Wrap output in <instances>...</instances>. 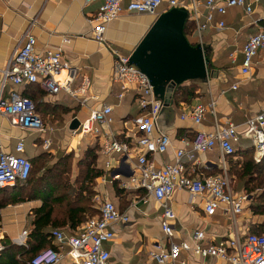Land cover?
Listing matches in <instances>:
<instances>
[{
  "label": "crops",
  "instance_id": "obj_1",
  "mask_svg": "<svg viewBox=\"0 0 264 264\" xmlns=\"http://www.w3.org/2000/svg\"><path fill=\"white\" fill-rule=\"evenodd\" d=\"M128 1L123 0L122 11L117 19L107 25L105 36L111 45L130 55L156 17L127 11ZM178 1L189 10V23L192 27L190 36L202 44L209 59L207 67L210 71L207 82L202 83L200 93L194 97L188 96L187 99L175 102L172 98L174 85L171 83L164 86L163 95L154 94L163 103L157 126L166 132L172 141V146L166 152L153 156L156 166L173 161L174 150L181 146V139L190 141L197 130H212L216 119L241 125L247 117L264 107V50L258 51L248 73L241 72V49L244 43L250 35L264 27V0H258L250 14H246L240 7H230L224 14L215 12L212 23L199 35L193 17V0ZM194 1L200 3L197 8L198 21L204 22L207 13L204 6L206 0ZM100 3L101 1L84 4L82 0H0V70L22 41L24 33L29 32L36 38L37 51L47 48L61 49L62 59L75 71L72 89L77 90L85 79L88 81L85 93L77 91L75 97L64 91L49 94L40 84H35L37 90L32 98L48 114L53 113L49 115L55 119L53 123L49 122L50 124L44 120L46 126L53 128V131L45 133L52 141L49 150L42 148V137L39 133L14 127L7 119L1 117L0 147L13 152L15 143L23 139L24 155L31 160L43 151L50 156L58 154L56 158L71 156L73 159L70 162V177L71 181H74L78 171L84 168L80 161L84 162L82 158L86 150L98 146L101 156L99 162L104 173L94 180L95 193L92 200L100 203L105 198L109 199L117 209L128 216L127 221L113 226L114 237L104 243V248L110 253L108 264H158L150 257L149 252L155 244L161 245L166 241L160 227L161 209L143 188L122 186L133 174L137 154L141 153L136 146V139L141 131L135 126L133 119L142 109L131 93L122 99L114 96L118 91V83L112 75L111 53L91 38L93 27L90 20ZM166 9L167 3L163 4L159 11ZM220 21L223 22L222 27L217 26ZM66 75V70H62L58 79L63 81ZM234 84L235 89L232 88ZM13 88L21 93L25 91L23 85ZM211 100L215 102V114L206 112L201 123L194 124L190 119L182 118V114L194 105L207 104ZM102 104H109L113 108V121L109 129L104 128L99 135H91L93 139L88 143L80 142L79 134H71L74 129L70 128L71 122L74 118L83 120L92 109ZM48 120L50 121L49 118ZM109 133L117 141L127 143L128 153H103L102 143ZM28 141L36 148L33 154H28ZM234 147L236 153L224 157L225 170L221 166V155L217 147L198 154L195 163L185 160V164L187 170L192 169V175L197 178L209 174L226 176L233 193L247 196L242 212L231 217L218 208L213 215L206 216L202 196L193 197L186 190L177 189L170 201L175 213L174 241L191 243L195 230L204 231L205 242L213 244L227 243L233 236L243 237L249 232L264 233V213L258 210L257 200L246 191V176L242 175L240 165L236 164L245 161L250 155L251 141L242 137L234 143ZM75 156H80L77 161ZM34 161H38V158ZM114 174H118V177L113 178ZM30 183L33 182L25 181L0 189V264H24L26 255L23 252L26 251L24 248L28 247L27 237L32 229L31 210L42 204V197L47 200H53L55 197H48L46 191L41 198L37 197L38 194L17 196L16 190L31 188ZM23 184L25 185L22 186ZM84 223L85 221L74 228L67 223L59 226L57 230L65 234H75ZM24 230L27 232L26 237L19 243L18 239ZM54 240L57 242L56 250L65 254L68 245ZM180 260H184L186 264H230L217 257H202L190 251H182ZM57 264L75 263L66 256Z\"/></svg>",
  "mask_w": 264,
  "mask_h": 264
},
{
  "label": "built area",
  "instance_id": "obj_2",
  "mask_svg": "<svg viewBox=\"0 0 264 264\" xmlns=\"http://www.w3.org/2000/svg\"><path fill=\"white\" fill-rule=\"evenodd\" d=\"M82 1L84 4L101 1L90 20L93 27L91 38L111 53L112 75L118 83V91L114 96L122 99L127 94L136 92V101L139 108L143 110L133 119L135 126L141 131L136 139V146L141 153L137 154L133 174L122 183V186L143 188L161 209L160 227L166 236V241L161 245L155 244L153 250L149 252L150 257L158 264H186L184 260H180V255L182 251H190L202 257H217L230 264H264V233L249 232L243 237L233 236L227 243L213 244L205 242L204 231L195 230L191 243L174 241L175 213L170 204L173 193L177 189H184L193 197H203V211L206 216L213 215L218 208L231 217L242 212L247 199L246 194L233 193L226 176L194 177L192 169L187 170L185 160L195 163L198 154L217 147L221 155V166L225 170L224 157L233 154L234 143L246 137L251 141L253 159L260 162L264 158V107L247 117L241 125L229 120L221 122L216 119L212 130H197L190 141L181 139V146L174 150L173 161L156 166L153 156L166 152L172 146L170 136L157 126L158 114L163 103L154 95L149 78L130 62V55L111 45L105 36L107 25L117 19L121 13L123 0ZM257 2L258 0H206L205 21L200 22L197 13L200 3L193 0V17L198 35L212 23L215 12L224 14L230 7H240L246 14H250ZM164 3H167V8L184 6L178 0H129L126 10L157 17ZM217 26L222 27L223 22H218ZM262 49L264 50V27H260L258 31L250 35L241 49L243 74L248 73L255 56ZM62 70H66L67 75L63 81H59L56 77ZM74 77L75 71L62 59L61 49L47 48L44 51H37L35 36L25 32L22 41L0 70V117L7 119L14 127L39 133L42 137V148L49 150L52 141L45 133L53 131V128L46 126L36 111L32 99L13 87L39 81L41 87L49 94L64 91L75 97L77 91L81 94L85 93L88 81L85 79L80 87L74 90L71 88ZM235 87L236 84L232 85L233 89ZM112 109L109 104H102L92 109L87 117L79 121L77 127L71 130V134L99 135L104 128L109 129L113 121ZM214 109V100L207 104L198 103L188 112L183 113L182 118L199 124L206 112L215 114ZM128 150L127 143L117 141L110 133L102 143V151L105 154L112 151L126 154ZM24 151L23 139L15 143L13 152L0 147V189L14 186L17 182L28 178L31 163L24 155ZM116 177L118 174L113 175V178ZM127 220V214L117 209L111 200L105 198L99 203V215L89 218L75 234L52 230L54 239L68 245L65 254L46 248L34 255L30 264H57L66 256L75 264H108L110 253L104 248V243L114 237L113 226ZM26 234L25 230L21 233L19 243L24 241ZM1 248L2 245L0 250Z\"/></svg>",
  "mask_w": 264,
  "mask_h": 264
},
{
  "label": "trees",
  "instance_id": "obj_3",
  "mask_svg": "<svg viewBox=\"0 0 264 264\" xmlns=\"http://www.w3.org/2000/svg\"><path fill=\"white\" fill-rule=\"evenodd\" d=\"M159 12L161 13V11ZM189 21L190 15L188 10V19L184 24L183 31L188 42L191 45H196L198 42L194 41L190 36L192 27ZM202 83L203 82L201 80H194L173 84L174 89L172 98L175 102H178L181 99H187L188 96L194 97L196 94L200 93ZM35 84H40V82L37 81L23 85L25 87V91H23L22 94L32 99L35 104L36 111L44 121L43 112H39L41 109L38 108V104L32 98V96H35L37 90V88H35ZM131 95L134 100H136V92H132ZM142 112L143 110H139L138 115ZM236 151L233 154H230V156L234 155ZM49 156V153L43 151L42 153H39L37 157L33 158V160L28 158L31 163V169L29 176L25 181L28 183L33 182L32 184L30 183V189L40 185V194H38L37 197L41 198V196H44V191L49 194L48 197H54V195L55 197L53 200H47L42 197V204L31 210L32 229L27 237L28 247L24 248L26 251L23 252L26 255L24 264H30L31 258L43 249L52 248L56 250L57 242L55 243V240L52 237V230L67 223L71 228H74L79 223L84 221L86 222L89 218L99 215V203L92 200L95 193L94 180L104 173V169L99 162L101 156L98 152V146L86 150L82 158L84 162L80 161L84 165V168L83 170L81 168L78 171L76 180L74 181H71L70 177L71 167L69 160L71 159L68 156L53 160L49 165H47L44 175L33 176L32 169L35 163L34 159L38 158L39 160L41 158H49ZM236 164L240 165L239 169L242 175L246 176V191L251 193L252 197L257 200L256 202L258 205L256 204V206L258 207V210L264 213V158L260 162L256 163L253 159V150L251 148L248 158L245 161L236 162ZM210 175L212 174H209L208 176ZM53 176L58 180L54 185H51L50 180ZM25 181L17 182L14 186L22 184ZM43 183L46 185L43 186ZM24 185L25 184L22 186ZM248 186H250V189L247 190ZM33 190L30 195L36 194Z\"/></svg>",
  "mask_w": 264,
  "mask_h": 264
},
{
  "label": "water",
  "instance_id": "obj_4",
  "mask_svg": "<svg viewBox=\"0 0 264 264\" xmlns=\"http://www.w3.org/2000/svg\"><path fill=\"white\" fill-rule=\"evenodd\" d=\"M187 19L184 6L161 12L130 53V62L149 78L155 95H163L167 83L208 80L209 59L202 44L191 45L184 35ZM78 123L74 118L70 128Z\"/></svg>",
  "mask_w": 264,
  "mask_h": 264
},
{
  "label": "rangeland",
  "instance_id": "obj_5",
  "mask_svg": "<svg viewBox=\"0 0 264 264\" xmlns=\"http://www.w3.org/2000/svg\"><path fill=\"white\" fill-rule=\"evenodd\" d=\"M231 57V56H230ZM221 60H223V62H225L226 60L225 59H221ZM210 65V64H209ZM207 69H208V73H209V71H210V69H209V67H207ZM57 80H59L58 79V75H57ZM60 81V80H59ZM204 104V103H203ZM42 106V105H41ZM39 109H41V110H39V112L41 111V112H43V114H44V119H45V123H53L54 122V118L52 119L51 118V115L53 114V113H49V114H51V115H49L48 113H47V111L46 110H44L43 108H40V107H38ZM49 112V111H48ZM46 115H49V119H50V121L48 120V118L46 117ZM79 116V118H82V116L81 115H78ZM49 123V124H50ZM80 136H79V140H80V142H84V143H88V141H90V140H92L93 138L91 137V134H89V133H83V134H79ZM79 140H78V142H79ZM27 150H29V152H28V154H33L34 153V150H36V148L28 141V146H27ZM53 155V154H52ZM58 156V154H55L54 156H50L49 158H44V159H40V160H38V161H35V163H34V165H33V169H32V175L34 176V175H44L45 174V171H46V167H47V165H49L53 160H55V158ZM80 156H75L74 157V159H76V161H77V159L79 158ZM70 159L71 160H69L70 162L72 161V159L73 158H71V156H70ZM71 175V174H70ZM58 179L57 178H54V176L52 177V179L50 180L51 181V185H54L55 183H56V181H57ZM49 181V180H48ZM44 185H46L45 183H43V186ZM34 189V190H33ZM33 189H30V188H21V189H19L18 188V190H16V194H17V196L19 195L20 197H25V195H30L31 194V191L33 190V192L34 193H36V194H40V189H41V187H40V185H37V187H34ZM28 230V229H27ZM29 231V230H28Z\"/></svg>",
  "mask_w": 264,
  "mask_h": 264
}]
</instances>
